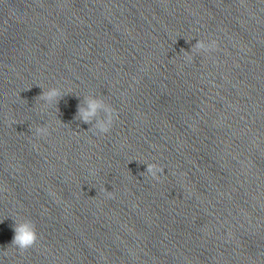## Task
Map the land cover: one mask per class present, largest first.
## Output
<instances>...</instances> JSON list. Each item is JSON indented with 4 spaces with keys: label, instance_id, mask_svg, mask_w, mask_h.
I'll return each instance as SVG.
<instances>
[{
    "label": "clouds",
    "instance_id": "1",
    "mask_svg": "<svg viewBox=\"0 0 264 264\" xmlns=\"http://www.w3.org/2000/svg\"><path fill=\"white\" fill-rule=\"evenodd\" d=\"M219 44L218 41L213 39L211 40L210 45H205L203 41H198L195 47L197 49L203 50V51H215L217 50ZM186 60L190 61L191 57H186ZM65 94L62 93L61 89L58 87H52L45 91H42L39 98L41 101H45L48 103L54 102L57 106L60 99ZM102 107L105 108V111L107 113L106 120L98 121L96 126L99 128L100 134H107L111 131L112 126L115 122V120L118 118L116 110L111 107H105L103 103L96 99V98H88L87 99V108L80 107L78 105L77 107V118L86 124H92L93 119L97 116L98 110ZM57 110L59 111L58 107ZM34 133L37 137H46L49 133L48 126H37L34 129ZM91 174L96 175L97 170L91 169ZM165 172V169L163 166H160L156 163H147V171L146 173L150 175L153 179L159 181L161 179V176L158 175L160 173L163 175ZM143 175V173H142ZM106 190V189H105ZM106 194L108 197H113L112 191H107ZM94 198V197H92ZM14 238L11 242V246L14 248L19 249L21 254H23L28 249L32 248L38 241L39 236L36 230V225L34 222L30 219H23V220H17L14 223Z\"/></svg>",
    "mask_w": 264,
    "mask_h": 264
}]
</instances>
